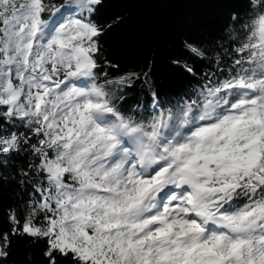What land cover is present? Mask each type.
<instances>
[{
    "label": "snow or ice",
    "instance_id": "1",
    "mask_svg": "<svg viewBox=\"0 0 264 264\" xmlns=\"http://www.w3.org/2000/svg\"><path fill=\"white\" fill-rule=\"evenodd\" d=\"M100 3L0 0V157L26 152L32 188L0 259L19 236L47 264H264V0L222 52L185 43L207 67L174 61L199 81L174 100L109 78ZM142 77L151 104L122 110Z\"/></svg>",
    "mask_w": 264,
    "mask_h": 264
},
{
    "label": "trees",
    "instance_id": "2",
    "mask_svg": "<svg viewBox=\"0 0 264 264\" xmlns=\"http://www.w3.org/2000/svg\"><path fill=\"white\" fill-rule=\"evenodd\" d=\"M247 12V0H101L92 19L105 26L99 37L103 57L117 66L105 69L109 78L148 72L151 90L161 100H174L199 86V81L174 61L193 65L198 74L207 67V61L194 57L185 43H194L209 55L222 52L230 44V26L239 38L244 35L234 25L233 14L244 17ZM224 60L230 62L227 56ZM149 85H144L142 77L132 87L117 91L124 95L121 109L149 105ZM29 160L26 152L0 157V232L11 228L9 210H17L19 216L32 193L29 185L20 183V172L26 170ZM10 240L8 255L0 264H47L42 255L44 241L19 236H10ZM58 261L70 264V258L58 257Z\"/></svg>",
    "mask_w": 264,
    "mask_h": 264
}]
</instances>
